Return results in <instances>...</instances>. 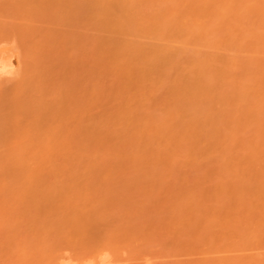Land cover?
Returning <instances> with one entry per match:
<instances>
[{"label":"bare ground","instance_id":"6f19581e","mask_svg":"<svg viewBox=\"0 0 264 264\" xmlns=\"http://www.w3.org/2000/svg\"><path fill=\"white\" fill-rule=\"evenodd\" d=\"M178 252L264 264V0H0V264Z\"/></svg>","mask_w":264,"mask_h":264},{"label":"rangeland","instance_id":"374dc122","mask_svg":"<svg viewBox=\"0 0 264 264\" xmlns=\"http://www.w3.org/2000/svg\"><path fill=\"white\" fill-rule=\"evenodd\" d=\"M189 195H191V194H189ZM194 195V194H193ZM198 195H199V197H198ZM195 194L193 197H194V199L195 200H200V197H201V200L202 201H204V203H203V205H201V207L202 208H200V205L198 206V205H194V207L196 206V208H193V206L191 205V204H189L187 201H190V200H194L193 199V197L192 196H185V195H180L179 196V194H177V196L174 194V195H166L167 197L165 198V197H163V196H165V195H154V198L152 197V196H148V197H146V196H137V200L139 199V201H140V199H142V200H147V199H151L152 200V202H153V204H148V207H146V204L145 203H129L130 204V207L132 208H130L129 207V204L128 203H126V205L125 204H123L124 206H121V205H116V206H118V208L119 207H121L120 208V211L119 210H117V207L116 206H112V208H110V206H108L107 208H109V209H111V211H112V213H114V214H116V213H121V215L120 216H122V217H124V213L126 212V217H130V216H142V214L143 213H145L146 211L148 212L146 215L144 214L143 216H148V215H158V216H172V215H177V214H180V212L181 213H183V212H190L189 211V208L188 207H191L192 208V210H194V209H198L197 207H199V209H201V211H200V213L199 214H197L200 218H201V220H202V218H203V220L204 219H208V220H204L205 222H210V223H212V224H214L215 222H216V217H215V222L214 221H211L212 219V217H213V215H211V214H215V213H217L218 212V214L216 215H214V216H218L219 214H221L218 218H220V217H223V212H229V209H230V204L228 205L227 203L228 202H225L226 203V205H227V207L225 206V205H221L220 203H222V204H224L223 203V201L225 200H230V199H232L234 196L233 195H220V197L222 196V198H221V201H220V197H219V195L218 196H216L217 198H214V200H217V201H219V202H217V201H212L213 200V197H215V196H211V195H200V194ZM156 196V197H155ZM202 196H204L203 198H202ZM226 196H227V199H226ZM231 198H230V197ZM233 196V197H232ZM248 196V198L249 197H254V196H250V195H248V194H246L245 195V197H247ZM160 197H162V199L160 198ZM172 197V198H171ZM176 197V198H175ZM205 197H207L206 199H204ZM136 198V197H135ZM160 198V199H159ZM168 199H170V200H168ZM172 199H173V202H175V200H179V199H184V201H182V203L184 202V204H187L188 206L187 207H185V205L184 204H182L181 202V206H183V207H180V203H178V204H173L172 203ZM209 199V200H208ZM141 200V201H142ZM162 200V201H161ZM166 200H168L167 202H166ZM208 200V201H207ZM157 201V202H156ZM159 201V202H158ZM164 201V202H163ZM161 202V203H160ZM162 202H163V204H162ZM205 202H208V203H211L210 205H207L208 203H205ZM158 203V204H157ZM171 203V204H170ZM219 203V204H218ZM158 206H157V205ZM167 204V205H166ZM215 204V205H214ZM216 204H218V205H216ZM168 205H170V206H168ZM206 205V206H205ZM152 206V210H150L151 207ZM208 206H210V208L208 207ZM211 206H213V208H216V209H211L212 207ZM219 206H221L222 207V209H220V211L219 210H217V209H219L220 207ZM116 207V208H115ZM126 207H129L130 209H127ZM207 207H208V210H207ZM225 207V208H224ZM115 209L114 211L112 210V209ZM137 208V209H136ZM141 208H144V210H146L145 212L144 211H141ZM147 208V209H146ZM182 208V209H181ZM188 208V209H187ZM206 208V209H205ZM109 209L107 210V211H109ZM140 209V211H138ZM204 209V210H203ZM123 210H125L124 211V213H123ZM134 210H136V211H134ZM143 210V209H142ZM188 210V211H187ZM211 210H214V211H212L211 212ZM221 210H222V213H219V212H221ZM117 211V212H116ZM142 212V213H141ZM153 212V213H152ZM119 213H118V215H119ZM135 213V214H134ZM138 213H140L139 215H137ZM173 213V214H172ZM202 213H203V215H202ZM205 213V214H204ZM208 213L211 215V217H210V215H208ZM206 214H207V216H206ZM224 214H226V213H224ZM191 215H194V214H191ZM200 215H202V216H206V217H208V218H204V217H202V216H200ZM194 216H196V215H194ZM199 217H197V218H199ZM218 221V220H217ZM217 223V222H216ZM197 252H189V253H187V255H186V253H184V252H178L177 253V255L176 256H178V258L180 257L181 258V255L182 256H184V260H182V261H180V258L179 259H177L176 257V259H172L171 257H165V256H163V257H161V259H163V260H168L167 262H169V260L171 259V260H178V262H182V263H184V264H188L189 262L191 263V262H194V260L196 259V258H199L200 256H197L196 258L193 256V255H198L199 253H197ZM236 253H238V252H236ZM242 253H244V252H242ZM246 253V252H245ZM249 253V252H248ZM157 255V257H159V256H161V254H163V253H161V254H157V253H154V254H152V256H154V255ZM179 254V255H178ZM181 254V255H180ZM184 254V255H183ZM190 255V256H189ZM185 256H188L187 257V259L188 258H190L191 256H193L192 258H190V259H185ZM202 256V255H201ZM148 257V256H147ZM151 257V256H150ZM156 257V256H155ZM165 258V259H164ZM195 258V259H194ZM182 259H183V257H182ZM191 259H194V260H191ZM165 260V261H166ZM170 260V261H171ZM191 260V261H190ZM184 261V262H183ZM185 262H187V263H185Z\"/></svg>","mask_w":264,"mask_h":264}]
</instances>
